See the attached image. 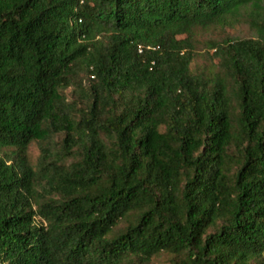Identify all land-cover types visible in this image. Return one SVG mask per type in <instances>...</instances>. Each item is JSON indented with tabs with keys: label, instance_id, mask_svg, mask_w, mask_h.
<instances>
[{
	"label": "trees",
	"instance_id": "1",
	"mask_svg": "<svg viewBox=\"0 0 264 264\" xmlns=\"http://www.w3.org/2000/svg\"><path fill=\"white\" fill-rule=\"evenodd\" d=\"M163 255L264 264V0H0V264Z\"/></svg>",
	"mask_w": 264,
	"mask_h": 264
},
{
	"label": "rangeland",
	"instance_id": "2",
	"mask_svg": "<svg viewBox=\"0 0 264 264\" xmlns=\"http://www.w3.org/2000/svg\"><path fill=\"white\" fill-rule=\"evenodd\" d=\"M198 38L202 42H207L210 40H222V38L231 37L233 39H245V38H251L254 36V33L250 30L249 26L245 23L237 25L233 29L228 30H220V29H210L207 31H198ZM206 51L205 49H202V55L200 58H198L196 64L199 66H205L207 64V57L205 55ZM66 98L68 99V102H79L81 93L78 91V89L74 87L67 90L65 93ZM56 140V142H58ZM51 147L56 150L57 149V143H53ZM41 147L38 143H34L29 150V158L33 166H37L38 160L41 157ZM170 257L167 255H163L159 258H157L153 264H170Z\"/></svg>",
	"mask_w": 264,
	"mask_h": 264
},
{
	"label": "built area",
	"instance_id": "3",
	"mask_svg": "<svg viewBox=\"0 0 264 264\" xmlns=\"http://www.w3.org/2000/svg\"><path fill=\"white\" fill-rule=\"evenodd\" d=\"M81 3H83V0H79Z\"/></svg>",
	"mask_w": 264,
	"mask_h": 264
}]
</instances>
